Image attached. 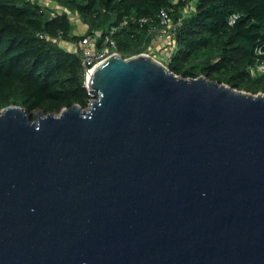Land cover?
Masks as SVG:
<instances>
[{"label": "water", "instance_id": "95a60500", "mask_svg": "<svg viewBox=\"0 0 264 264\" xmlns=\"http://www.w3.org/2000/svg\"><path fill=\"white\" fill-rule=\"evenodd\" d=\"M86 86L0 110V264H264V93L146 53Z\"/></svg>", "mask_w": 264, "mask_h": 264}, {"label": "trees", "instance_id": "16d2710c", "mask_svg": "<svg viewBox=\"0 0 264 264\" xmlns=\"http://www.w3.org/2000/svg\"><path fill=\"white\" fill-rule=\"evenodd\" d=\"M52 1L0 0V110L20 105L34 120L38 110L60 113L76 103L87 108L92 95L81 55L66 43L116 26L121 55L139 54L152 43L150 28L160 25L162 9L169 8L180 21L166 62L170 70L264 93V72L251 70L264 63V0H56L58 7ZM190 2L194 9L184 16ZM71 10L84 34L74 32ZM233 14L239 17L230 24ZM60 33L65 42L54 39Z\"/></svg>", "mask_w": 264, "mask_h": 264}, {"label": "built area", "instance_id": "2783aa9c", "mask_svg": "<svg viewBox=\"0 0 264 264\" xmlns=\"http://www.w3.org/2000/svg\"><path fill=\"white\" fill-rule=\"evenodd\" d=\"M176 1L177 0H175V2ZM194 3L195 2H190L188 5H186V7H184V9L182 10L184 16L191 14V12L194 9ZM171 11H173L172 8L162 9L160 13V25L158 27L156 25H152L150 28V34H152V42L156 37L162 38L163 36H167V37L169 36L170 38L169 45H171L172 47L169 48L173 50L176 47L175 34H176V29L180 24V21L174 22V19L171 15ZM238 17H239L238 14L231 15L229 17V23L234 24ZM141 21L147 22L148 20L147 18H142ZM117 31H118V27L111 26L106 30H98L94 33L86 34L82 37L80 41H69L66 43L70 50L80 53L82 64L84 66V74L86 77V82L90 74L92 73L93 69L99 63L103 62L112 54L121 55L118 41L117 38L115 37ZM41 37H45V35L41 34ZM54 39L59 42H65V38L63 37L62 33H60ZM141 53H146L150 55V52L148 51ZM170 55L171 53L168 50L167 60L168 57H170Z\"/></svg>", "mask_w": 264, "mask_h": 264}, {"label": "rangeland", "instance_id": "374dc122", "mask_svg": "<svg viewBox=\"0 0 264 264\" xmlns=\"http://www.w3.org/2000/svg\"><path fill=\"white\" fill-rule=\"evenodd\" d=\"M198 1V0H197ZM52 6L58 7V3H56V0H53L50 2ZM70 15L72 18V21L77 25V28L74 30V32L79 33V34H84L85 32V26L83 25L82 20L80 19L79 15L75 13V11L71 10ZM79 24V25H78ZM169 35V34H167ZM163 38V39H162ZM162 38L156 37L152 44L147 46V50L144 52H150V55L162 62L163 64L167 65V55H168V50L170 51L172 48L171 45H169V36H163ZM171 42V41H170ZM164 43L166 45H164ZM170 47V48H169ZM146 49V48H145ZM264 72V63H261L255 67L252 68V74L258 75ZM41 110H38L33 113L34 118H36V113ZM29 113V111H28ZM30 114V113H29ZM31 115V114H30ZM36 120V119H34Z\"/></svg>", "mask_w": 264, "mask_h": 264}, {"label": "crops", "instance_id": "0c3cea01", "mask_svg": "<svg viewBox=\"0 0 264 264\" xmlns=\"http://www.w3.org/2000/svg\"><path fill=\"white\" fill-rule=\"evenodd\" d=\"M50 5H51V3H50ZM164 45H166V44L164 43Z\"/></svg>", "mask_w": 264, "mask_h": 264}]
</instances>
